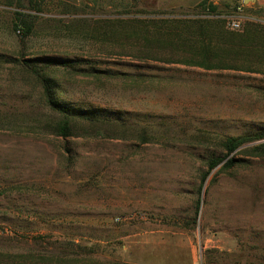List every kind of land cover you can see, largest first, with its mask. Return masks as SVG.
Listing matches in <instances>:
<instances>
[{
  "label": "rangeland",
  "instance_id": "rangeland-1",
  "mask_svg": "<svg viewBox=\"0 0 264 264\" xmlns=\"http://www.w3.org/2000/svg\"><path fill=\"white\" fill-rule=\"evenodd\" d=\"M252 3L0 0V264H264V151L253 149L264 140L201 181L225 138L264 134V57L227 60L253 71L204 70L167 64L188 55L155 46L151 60L107 57L118 47L90 37L97 20L124 8L214 19L239 35L264 27V6ZM17 13L34 18L27 38ZM22 60L52 78L71 112L126 129L79 125L56 136L57 114Z\"/></svg>",
  "mask_w": 264,
  "mask_h": 264
},
{
  "label": "trees",
  "instance_id": "trees-1",
  "mask_svg": "<svg viewBox=\"0 0 264 264\" xmlns=\"http://www.w3.org/2000/svg\"><path fill=\"white\" fill-rule=\"evenodd\" d=\"M14 0H6L11 5ZM119 13V17L97 20L90 37L102 44L117 46L115 50L106 52L107 57H129L138 61L152 59V46L170 52H184L187 58H166L163 62L198 67L204 70H238L253 71L252 69L228 64L227 60L235 61L239 55H253L264 57V27L248 24L243 34H233L223 30L222 24L214 19H152L140 17L139 12L130 9ZM214 12L213 7H209ZM125 16V17H122ZM16 20L22 27L23 38L32 34L34 18L30 15L17 13ZM18 25L14 26V29ZM220 44H222L220 46ZM55 62L53 60H48ZM57 63V62H55ZM60 66H67L66 61H58ZM25 72L35 77L43 91V97L48 109L57 114V120L50 124L51 132L66 139L79 125H89L93 128L109 127L113 129H126V124L120 120H109L96 115L83 112H71L61 105L54 93V83L41 69L36 68L29 60L18 63ZM116 76V75H112ZM98 135H101L97 131ZM113 135V134H112ZM140 141L147 143L149 138L141 131ZM115 138L119 136L115 133ZM123 136H120L122 138ZM264 140V134L243 135L227 137L221 142L224 151L222 158H211L207 161V171L203 174L202 183L210 171L222 164V169H230L234 160L230 155L238 148L255 141ZM254 151H264V143L253 148ZM52 261V260H51Z\"/></svg>",
  "mask_w": 264,
  "mask_h": 264
},
{
  "label": "built area",
  "instance_id": "built-area-1",
  "mask_svg": "<svg viewBox=\"0 0 264 264\" xmlns=\"http://www.w3.org/2000/svg\"><path fill=\"white\" fill-rule=\"evenodd\" d=\"M229 26L232 30H239L241 28L239 19H229Z\"/></svg>",
  "mask_w": 264,
  "mask_h": 264
},
{
  "label": "crops",
  "instance_id": "crops-1",
  "mask_svg": "<svg viewBox=\"0 0 264 264\" xmlns=\"http://www.w3.org/2000/svg\"><path fill=\"white\" fill-rule=\"evenodd\" d=\"M72 1H83V0H72ZM259 5V6H264V0H256L254 3H252L251 5ZM244 8H248V5L243 6Z\"/></svg>",
  "mask_w": 264,
  "mask_h": 264
},
{
  "label": "water",
  "instance_id": "water-1",
  "mask_svg": "<svg viewBox=\"0 0 264 264\" xmlns=\"http://www.w3.org/2000/svg\"><path fill=\"white\" fill-rule=\"evenodd\" d=\"M248 1L255 2L256 0H243L244 3H247Z\"/></svg>",
  "mask_w": 264,
  "mask_h": 264
}]
</instances>
